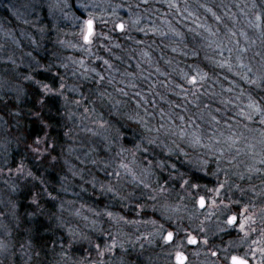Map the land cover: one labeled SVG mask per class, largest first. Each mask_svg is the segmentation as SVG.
<instances>
[{
  "label": "clouds",
  "instance_id": "obj_1",
  "mask_svg": "<svg viewBox=\"0 0 264 264\" xmlns=\"http://www.w3.org/2000/svg\"><path fill=\"white\" fill-rule=\"evenodd\" d=\"M0 264H264V0H0Z\"/></svg>",
  "mask_w": 264,
  "mask_h": 264
}]
</instances>
